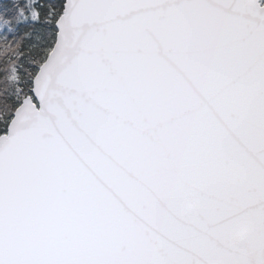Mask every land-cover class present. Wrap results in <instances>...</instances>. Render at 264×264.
I'll use <instances>...</instances> for the list:
<instances>
[{"label": "snow or ice", "instance_id": "obj_1", "mask_svg": "<svg viewBox=\"0 0 264 264\" xmlns=\"http://www.w3.org/2000/svg\"><path fill=\"white\" fill-rule=\"evenodd\" d=\"M0 264H264V0H0Z\"/></svg>", "mask_w": 264, "mask_h": 264}]
</instances>
